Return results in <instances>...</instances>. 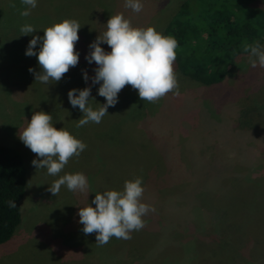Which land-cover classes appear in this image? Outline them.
<instances>
[{"label": "rangeland", "instance_id": "rangeland-1", "mask_svg": "<svg viewBox=\"0 0 264 264\" xmlns=\"http://www.w3.org/2000/svg\"><path fill=\"white\" fill-rule=\"evenodd\" d=\"M182 1L142 0V10L134 13L124 7V0H37L30 14L21 16L26 6L20 0H0V145L17 151L25 169L21 222L12 237L0 245V264L103 263L95 233L82 232L78 208L93 206L92 198L105 191L104 185L124 184L138 176L136 173L148 170L155 179L159 172L163 174L160 184L168 182L162 185L160 203H171L178 210L190 208L179 216L166 210L160 219L190 220L187 230L179 234L193 241H180V248L167 243L170 235L163 227L157 229L158 234L134 231L130 239L121 240V248H127L120 253L124 256L109 255L105 264H227L236 252L238 260L248 264L263 255L264 68L251 67L249 55L238 58L226 79L211 86L181 75L173 63L180 94L166 93L155 102L141 100L126 84L100 123L77 127L83 113L68 102L70 89L89 87L93 110L104 103L97 95L99 84L91 83L97 65L87 63L85 55L91 50L90 43L97 36L102 38L110 16L122 13L134 27L153 26L162 32ZM260 1L264 6V0ZM65 18L81 25L74 44L78 63L57 82L34 80L40 66L35 55L24 54L28 41L43 36V29ZM24 24L36 30L21 34ZM100 46L110 51L107 44ZM38 49L39 43L33 50ZM82 73L89 77L87 82ZM38 111L52 117L53 127L65 128L86 145L57 176L48 175L44 168L36 169L31 161L39 158L19 139L31 115ZM126 133L132 145L127 151L122 140ZM106 167L124 175H110L106 181V174L112 173H105ZM75 172L87 178L85 192L61 186L54 196L48 190L59 176ZM202 184L220 190L201 193L195 203L186 205L188 189H201ZM203 210L210 214L202 215ZM211 214L218 220L210 224ZM128 247L138 252L129 253ZM155 252L159 253L153 257Z\"/></svg>", "mask_w": 264, "mask_h": 264}, {"label": "clouds", "instance_id": "clouds-1", "mask_svg": "<svg viewBox=\"0 0 264 264\" xmlns=\"http://www.w3.org/2000/svg\"><path fill=\"white\" fill-rule=\"evenodd\" d=\"M26 7L20 12L28 16L37 5V0H20ZM124 7L134 13L143 8L142 0H124ZM102 38L96 37L90 43L89 53L85 55L87 63L95 62L91 78L93 85L99 84L97 95L104 98V103L93 110L89 104L90 88L70 89L68 102L78 107L83 118L78 119L77 127L89 122L100 123L107 114L108 107L118 102L117 94L127 84L137 91L141 100L155 102L166 93L179 95L176 75L173 71L177 42L174 37L164 35L153 26L134 27L122 13L110 16ZM80 24L70 18L62 19L43 29V36H33L28 41L26 56H36L40 71L34 74V80L48 84L59 81L70 67L78 63L79 52L74 50L78 40ZM36 29L30 24L20 27L21 34L33 33ZM39 43L38 51L34 47ZM107 44L106 52L100 44ZM251 67L264 68V45L259 42L245 45ZM31 72L32 69L30 68ZM87 82L89 77L82 73ZM20 141L39 159L31 164L44 168L50 176H57L69 159L79 156L86 145L74 137L65 128L53 127L52 117L43 111L34 112L19 136ZM61 186L69 191L85 192L88 189L87 178L83 173H65L59 176L48 190L55 196ZM144 192L143 179L136 176L126 180L122 190L97 192L89 204L78 208L79 223L84 234L95 233V243L103 246L109 239H130L133 231L144 226L143 217L155 209L141 198ZM8 207H16L15 201H8Z\"/></svg>", "mask_w": 264, "mask_h": 264}, {"label": "trees", "instance_id": "trees-1", "mask_svg": "<svg viewBox=\"0 0 264 264\" xmlns=\"http://www.w3.org/2000/svg\"><path fill=\"white\" fill-rule=\"evenodd\" d=\"M161 33L174 37L177 42L174 65L181 75L204 86L219 84L226 79L228 71L235 64V61L248 55L244 51L245 45H253L257 42L261 45L264 44V6L260 0H183ZM128 139V133L124 134L122 140L125 141V151L132 149ZM112 167L116 168V165L114 164ZM110 168L107 170L106 167L105 169L107 171L105 173L112 172L106 174V181L110 175L120 177L124 175V173L115 174L113 170H109ZM156 172L155 170L154 175L157 174ZM137 174L143 179L142 202L155 209L154 212H149L143 217L144 226L139 231H155L157 233V229L163 227L165 233L167 231L170 235V241L166 240L167 243L177 245L180 248H182L180 241L183 240L185 243L186 241H193V238L188 236L185 238L179 234L180 231L187 230L186 225L190 223V220L181 219L165 222L160 219L161 212L166 210L175 212L174 216L185 215L190 212V208L186 209L184 206L181 207L182 210H178L171 203H160L162 200H158L161 198L159 193L162 191V187L168 184V182L159 183L163 174L159 172L158 179H155L156 176H152V172L149 170ZM201 187V189H193L192 187L188 189L185 194L189 196L186 205L191 206L192 203H195L196 197L201 193H216L220 190L204 184ZM104 188L105 190H122L123 184H107L104 185ZM24 189L25 169L20 154L12 148L0 145V245L12 237L21 222L20 202L24 196ZM10 200L15 201L16 207H8L7 202ZM199 201L203 203V198ZM192 212H199V210L193 209ZM207 212L201 211L202 215L206 217L210 214ZM211 215L212 217H208L210 224L218 220L215 215ZM232 226L234 227L233 223L229 225L231 230ZM197 229L192 227L191 230ZM121 240L112 237L108 243L101 246L99 251L104 258L101 264H105V259L109 258V255L124 256L120 253H123L127 248L126 245L121 248ZM158 242L159 236L156 245ZM128 249L129 253L138 252L135 248L128 247ZM262 252H264V247ZM157 253L159 252H155L153 257ZM237 255L236 252L235 256L229 258L231 263L227 260L225 263L244 264L238 260ZM251 260L254 261L252 263L247 261L246 263L259 264L264 262V253L259 259Z\"/></svg>", "mask_w": 264, "mask_h": 264}]
</instances>
